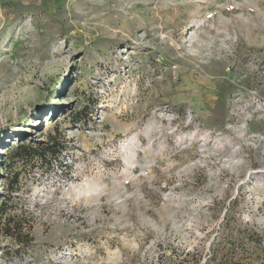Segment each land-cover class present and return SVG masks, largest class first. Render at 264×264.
<instances>
[{"label":"rangeland","instance_id":"rangeland-1","mask_svg":"<svg viewBox=\"0 0 264 264\" xmlns=\"http://www.w3.org/2000/svg\"><path fill=\"white\" fill-rule=\"evenodd\" d=\"M5 198L0 264H204L236 198L264 264V0H0Z\"/></svg>","mask_w":264,"mask_h":264},{"label":"trees","instance_id":"trees-1","mask_svg":"<svg viewBox=\"0 0 264 264\" xmlns=\"http://www.w3.org/2000/svg\"><path fill=\"white\" fill-rule=\"evenodd\" d=\"M55 129L56 128L52 126L47 130V140H40L38 142L41 146L40 148L36 149L32 144L21 143L17 146L14 156L19 159H24V157L30 159L34 157L48 159V155H54L62 149H65V138L58 131H55ZM19 177L20 172L14 171L11 176H9L8 187L13 188L14 185L19 182ZM235 203H237V198L233 201L232 205L226 207L223 221L219 227L220 230L216 237L213 238L210 252L204 264H261L252 257H245L247 241L253 238V230L247 232L249 224L244 223L240 216H236L237 214L233 211ZM7 204L8 200H6V198L0 202V232L18 237L17 235L20 234L22 229L16 226V224H13L14 218L11 215L6 214L5 207ZM234 221L235 224H232ZM243 224H248V227L245 225L244 231L241 230ZM241 232L247 234V241L241 238V236H243ZM187 253L190 254V252ZM249 256L252 255L249 253Z\"/></svg>","mask_w":264,"mask_h":264},{"label":"bare ground","instance_id":"bare-ground-1","mask_svg":"<svg viewBox=\"0 0 264 264\" xmlns=\"http://www.w3.org/2000/svg\"><path fill=\"white\" fill-rule=\"evenodd\" d=\"M53 124L54 123L52 121L48 120V123H47L45 130H48L51 126H53Z\"/></svg>","mask_w":264,"mask_h":264}]
</instances>
